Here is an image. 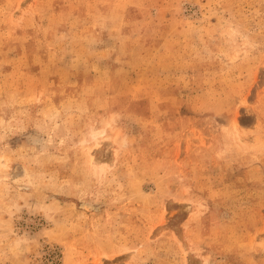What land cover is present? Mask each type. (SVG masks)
<instances>
[{
	"label": "rangeland",
	"instance_id": "1",
	"mask_svg": "<svg viewBox=\"0 0 264 264\" xmlns=\"http://www.w3.org/2000/svg\"><path fill=\"white\" fill-rule=\"evenodd\" d=\"M0 264H264V0H0Z\"/></svg>",
	"mask_w": 264,
	"mask_h": 264
},
{
	"label": "bare ground",
	"instance_id": "2",
	"mask_svg": "<svg viewBox=\"0 0 264 264\" xmlns=\"http://www.w3.org/2000/svg\"><path fill=\"white\" fill-rule=\"evenodd\" d=\"M91 156V155H90ZM91 158H92V156H91Z\"/></svg>",
	"mask_w": 264,
	"mask_h": 264
}]
</instances>
